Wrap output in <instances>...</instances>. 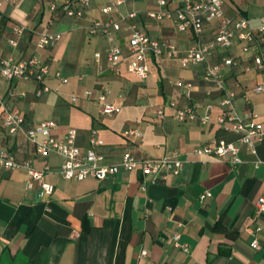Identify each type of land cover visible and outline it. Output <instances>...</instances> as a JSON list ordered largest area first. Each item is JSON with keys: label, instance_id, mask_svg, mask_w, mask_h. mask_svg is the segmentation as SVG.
<instances>
[{"label": "crops", "instance_id": "1", "mask_svg": "<svg viewBox=\"0 0 264 264\" xmlns=\"http://www.w3.org/2000/svg\"><path fill=\"white\" fill-rule=\"evenodd\" d=\"M115 1L90 0L84 17L71 19L64 15V0H0V60L35 56L50 66L43 82L48 92L41 96L35 95L37 84L32 81L3 83L0 148L35 168L47 164L50 171L44 181L53 186L51 195L41 196L38 182L27 188L25 169L0 167V264H264V216L255 219L253 215L264 189V165H257L264 160V141L256 144L253 154L239 143L238 133L216 124L220 96L206 95L211 86L202 80L204 65L153 58L146 78L132 74L128 70L131 26L150 38L169 40L181 53L193 45L194 38L190 32L176 33L170 19L147 17L163 10L158 0H129L107 15L101 13ZM51 3L56 4L55 11L50 10ZM180 5L181 0H168L164 10L174 16ZM132 12L136 17L127 18ZM224 12L229 18H246L255 30L264 16V0H225ZM109 19L120 26L113 43L121 56L112 70L105 57L110 42L100 31L89 35L94 21ZM15 26L25 28L22 36L15 35ZM216 26V22L204 23L205 42L214 40ZM45 31L59 33L61 38L49 48L38 49L37 34ZM11 40L18 45L11 46ZM241 46L235 38L227 49L216 47L209 62L221 65L226 86L235 91L237 115L244 122H251L252 114L264 121V93L254 92L264 81V72L255 68L252 55L243 53ZM227 57L237 64L224 66L222 59ZM56 73L67 82L62 83ZM178 82L183 86H177ZM87 90L92 98L85 95ZM17 91L24 95L11 96ZM103 92L108 103L119 107L117 113L100 114L96 96ZM170 102L179 107L194 105L199 116L211 104L210 122L178 121ZM1 105L18 110L26 127L53 122L54 137L75 129L81 153L92 147L94 134V148L107 163H117L126 151L139 159L176 153L186 163L178 176L169 175L154 184L139 171L121 172L105 181L64 180L58 175V156L41 158L23 136L7 134ZM159 109L163 118L156 114ZM128 129L142 136L126 138L123 132ZM216 139L238 146V165L194 153ZM206 192L211 197L200 200ZM257 226L261 231H255ZM175 232L180 233L179 242L189 247L187 253L174 246ZM253 239L256 248L251 246Z\"/></svg>", "mask_w": 264, "mask_h": 264}, {"label": "built area", "instance_id": "2", "mask_svg": "<svg viewBox=\"0 0 264 264\" xmlns=\"http://www.w3.org/2000/svg\"><path fill=\"white\" fill-rule=\"evenodd\" d=\"M8 2L19 3L22 0H6ZM129 0H116L109 6L103 7L101 13L107 15L125 4ZM168 0H158V5L163 9L157 13H148L147 17L155 21H163L170 19L173 21L176 33H191L194 38L193 45L186 51L181 53L176 45L169 40H160L150 38L145 32L130 27V37L128 41V50L130 63L128 70L138 79H144L149 74V62L151 59L178 61L182 65L198 66L204 65L202 80L211 86L206 91V95L210 96L216 92L220 98L218 106L221 113L216 117V124L223 127L224 130H231L240 135L239 143L246 146L247 150L255 153L257 143L264 141V121H259L256 114H252L251 122H244L236 113L234 108L235 91L226 86L224 76L222 74L221 65L212 64L209 59L213 50L218 47L220 49L229 48L234 39L237 38L242 42L241 51L250 53L253 58L254 66L257 70L264 72V16L260 18V25L252 30L246 18L237 19L229 18L224 12L225 0H181V5L176 14L172 16L169 11L164 10ZM90 7V0H64V15L71 19H82L86 10ZM51 11L56 10V4L51 3L49 6ZM136 17L134 12L127 15V18ZM216 22V32L212 42L203 40L204 23ZM120 29L118 22L107 20L106 22L94 21L89 29V35H95L101 32L110 45L106 51V63L109 69H114L121 56L120 48L113 43L114 33ZM25 28L21 26L13 27L16 36L23 35ZM61 38L56 32H40L37 34L36 47L45 49L53 46ZM11 46L18 45L17 40L10 41ZM99 59V54L95 55ZM222 64L231 67L237 62L231 58H223ZM50 66L47 62L40 58L31 56L24 61H15L8 57L0 60V89L4 82H34L37 84L35 91L36 96H41L48 92V88L43 85L46 75L49 73ZM62 83H66L67 79L61 77L59 73L55 74ZM183 86L181 82L176 84ZM190 88V84H185ZM235 87H239L236 85ZM254 92L264 93V81L254 87ZM88 98L93 97L90 90L84 92ZM11 96H23L24 92H10ZM247 99V98H246ZM76 99L73 98V101ZM96 101L100 105L101 115H111L119 111L117 105L107 102V92H103L96 96ZM168 106L174 110L175 118L178 121L196 120L202 124L210 122L211 104L205 106V113L199 116L194 105H186L179 107L176 102H170ZM3 113V126L9 135H21L29 143L35 147L36 154L45 158L49 154H55L60 158V168L58 175L64 180L80 182L88 178L98 181H105L114 178L121 172L129 173L139 171L143 177H148L150 183L154 184L164 181L169 175L178 176L185 166V161L180 159L178 154L173 153L160 159H139L130 151L123 153L121 159L117 163L105 162L103 156L96 152L95 136L91 135V148L81 153L76 145V130L69 129L63 136L54 137L52 130L55 127L53 122H41L33 127H26L24 118L20 112L7 105H1ZM158 118H163L164 114L161 109L156 111ZM123 136L141 137L142 134L136 129H128L123 132ZM194 153L199 157H209L220 163L236 166L240 163L238 158L239 148L235 143L226 142L223 139L212 140L209 144L196 148ZM264 165L263 161H258L257 165ZM0 167L13 171L25 169L27 172V188L31 189L34 182H38L42 189V195H51L53 186L44 181L45 175L49 173L50 167L45 164L42 168H35L30 162H19L15 156L0 148ZM144 189V186H143ZM211 197L209 192L202 194L200 200ZM254 218L264 216V189L254 204ZM182 223L177 225L182 227ZM261 227L257 226L255 231H261ZM174 246L182 249L184 252L189 251V247L181 244L180 233L175 232L171 236ZM253 248L257 247L256 239L251 241ZM146 252L141 251L140 255L145 256Z\"/></svg>", "mask_w": 264, "mask_h": 264}]
</instances>
